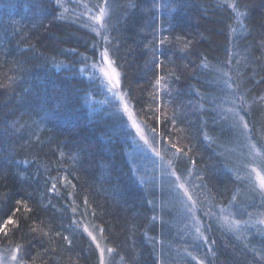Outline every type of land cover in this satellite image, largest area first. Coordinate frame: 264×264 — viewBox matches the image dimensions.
<instances>
[{
  "label": "trees",
  "instance_id": "trees-1",
  "mask_svg": "<svg viewBox=\"0 0 264 264\" xmlns=\"http://www.w3.org/2000/svg\"><path fill=\"white\" fill-rule=\"evenodd\" d=\"M237 3L240 19L221 0H0V226L16 222L0 245L30 248L28 264H97L82 217L118 264H163L156 242L178 246L167 190L134 169L131 132L92 77L105 50L164 158L193 172L195 196L224 206L245 190L227 154L242 132L224 109L236 102L264 154V0ZM101 5L98 35L83 13Z\"/></svg>",
  "mask_w": 264,
  "mask_h": 264
},
{
  "label": "rangeland",
  "instance_id": "rangeland-1",
  "mask_svg": "<svg viewBox=\"0 0 264 264\" xmlns=\"http://www.w3.org/2000/svg\"><path fill=\"white\" fill-rule=\"evenodd\" d=\"M221 1L225 2V0ZM228 2L231 3V0ZM68 8L66 7V10ZM98 12L99 8L83 13L84 19L90 23L89 28L91 25L94 28L97 27L91 17L97 15ZM92 69L94 72L92 77H97L99 80L106 103L123 117L131 132L130 153H133L134 156V161L132 160L134 169L137 165L143 176L151 177L152 184L167 190L168 197L160 199V206L174 214V218L167 224L171 226L169 227V229L171 228L169 236L178 239V246L173 247L170 237H167L168 240L156 242V244L161 243L159 248L163 264H199L201 259L205 264H209V262L211 264H230L229 261L237 264H264V259H261L264 257V192L260 187L261 180L264 179V154L250 139L248 129L244 128L243 123L238 122V117L235 116V112L238 110L236 102L226 107L224 112L234 116L237 129H241L242 135L239 136L236 146H231L227 150V154H230L229 159L233 160L230 172L238 177L245 190L240 192L237 197L234 196L235 198L230 200L227 205L219 206V204H213L209 200L195 196L191 170H188L183 178L173 170L168 159L164 158L163 151L157 141L146 131L133 113L131 105L121 92L119 85L113 87L110 84L108 76L105 75V72L110 71L107 62L102 61L100 57ZM110 102L112 105L109 104ZM125 105H127L128 111L124 110ZM230 109L232 111H229ZM133 121L138 125V128L133 126ZM181 184L183 187H180ZM205 213L209 214L205 215ZM235 221H240L238 228H233ZM77 222L78 227L84 233L83 236L95 248L97 264H99L100 258V251L96 248L97 243L105 249V264H118L112 259V253L107 251L110 248L105 244L100 231L94 229L82 217ZM85 226L96 236V241H93L84 231ZM197 228L200 229L199 233L196 231ZM202 237L216 240L211 252L208 251V245L203 242ZM217 247H219L220 253L218 258L214 251V248ZM13 256H16L15 260L12 259ZM21 258H23L22 254L17 252L16 246L0 245V264H20ZM25 264L28 263L25 262Z\"/></svg>",
  "mask_w": 264,
  "mask_h": 264
},
{
  "label": "snow or ice",
  "instance_id": "snow-or-ice-1",
  "mask_svg": "<svg viewBox=\"0 0 264 264\" xmlns=\"http://www.w3.org/2000/svg\"><path fill=\"white\" fill-rule=\"evenodd\" d=\"M55 3H56L57 6H62L61 5V0H55ZM105 3H107V0H105ZM225 6L226 7H232L233 8V10L236 13V18L237 19H240V18H242L244 16V13L238 10L239 9V4L237 3V0H231V3H229L228 0H225ZM107 14H108V9L106 7H99L98 14L91 17V19L94 22H96V24H97V27L93 28V31H96L98 35H101V32H100L101 29H103L105 31L107 30V22L105 21V17L107 16ZM102 21H104V22L101 23ZM103 39L105 41H107L108 40V37L107 36H103ZM160 43L163 44L164 41L161 40ZM262 43H264V42H262ZM185 47H187V45H185ZM71 51L75 52V49H72ZM100 57H101V60L102 61L107 62L108 68L110 69V71L105 72V75L108 76V78H109L110 84H112L113 87L118 86L120 84V79H119L120 73L116 70L115 67H113V63L114 62L110 60V58L108 56L107 50L102 51L100 53ZM84 59L87 60L88 58L85 56ZM162 63H163V61H160L159 63H156L155 66L156 67H160ZM161 79H163V78L162 77H158L157 78V81H156L157 85L160 84ZM176 79L178 80L179 77H176ZM109 90L111 91L112 89L110 88ZM124 110L125 111H128L127 105L124 106ZM229 111H232V110L230 109ZM235 116L238 117V122L239 123H243L244 128L247 129L248 128V124H247V122H244L243 116H240L239 115V110H236ZM157 119L159 120L160 117L158 116ZM165 120H167L166 117H165ZM172 123L175 124V120H173ZM133 126L138 128V125L135 124V121H133ZM155 131L156 130L153 129V132H155ZM172 147L175 148L176 145L173 144ZM177 151L180 152L181 149H177ZM8 162L9 163H12V161H8ZM17 163L19 165H27V164L30 163V161H28V160H21V161H19ZM52 179H55V178H52ZM180 187H183V185L181 184ZM260 187H261V191L264 192V179L261 180ZM49 191H57L56 185L53 184L52 187H51V189H49ZM189 199H191V197H189ZM18 203H20V202H18ZM29 211H31V209H29ZM73 211L75 212V209H73ZM189 211H191V210H189ZM208 214L209 213H205V215H208ZM9 224H12V225L16 226V222L13 221L11 217H9L4 222V225L3 226H0V233H3L5 237L8 236V231L9 230L7 228V225H9ZM239 224H240V221H235L233 223V228H238ZM209 228H210V225H209ZM31 231H35V229H31ZM84 231L88 233V236L91 237V239L93 241H96V239H97L96 236L93 235V233L91 231H89L86 226L84 227ZM196 231H197V233H199L200 232V229L197 228ZM45 235H47V233H45ZM57 235H60V234L57 233ZM237 238H239V237H237ZM64 239L67 241V243L69 245H71V240H69L67 236H65ZM202 239H203V242L206 245H208V251L211 252L212 251V246H214L216 244V240L215 239H211L210 240L209 237H202ZM96 248L99 249V251H100L99 264H105V257H104L105 249L104 248H101L99 243L96 244ZM107 251L111 252L112 249H107ZM17 252H22L23 255H26V256L27 255H31V249L30 248H26L24 245H18L17 246ZM12 259L15 260L16 259V256H13ZM194 259H195V257H194ZM261 259H264V257H261ZM20 264H25V261L23 260V258L20 259ZM199 264H205L204 260L203 259L199 260ZM209 264H211V262H209Z\"/></svg>",
  "mask_w": 264,
  "mask_h": 264
}]
</instances>
